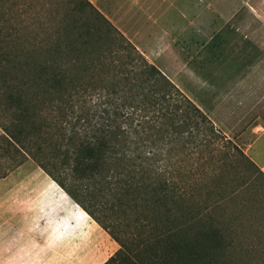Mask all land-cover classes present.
Masks as SVG:
<instances>
[{
  "label": "trees",
  "instance_id": "16d2710c",
  "mask_svg": "<svg viewBox=\"0 0 264 264\" xmlns=\"http://www.w3.org/2000/svg\"><path fill=\"white\" fill-rule=\"evenodd\" d=\"M82 2L103 22H53L41 40H22L0 22L1 139L17 156L14 169L30 158L60 182L120 245L107 264H215L229 242L205 215L189 162L208 133H221ZM95 198L125 219L117 231L92 210Z\"/></svg>",
  "mask_w": 264,
  "mask_h": 264
},
{
  "label": "crops",
  "instance_id": "0c3cea01",
  "mask_svg": "<svg viewBox=\"0 0 264 264\" xmlns=\"http://www.w3.org/2000/svg\"><path fill=\"white\" fill-rule=\"evenodd\" d=\"M88 1L103 15L104 6L122 5L131 21H145L137 22L138 29L124 31L132 42L138 37L162 42L163 11L171 12L177 3ZM240 4L237 13L247 11L236 22H202L210 31L204 29L202 55L198 51L191 55L189 50L188 65L200 58L203 83L198 92L206 97L204 108L218 107L223 130L240 141L244 153L264 173V0ZM189 68L194 75V65ZM198 92L193 94L196 101ZM119 249L60 182L37 164L27 161L0 177V264H107Z\"/></svg>",
  "mask_w": 264,
  "mask_h": 264
},
{
  "label": "rangeland",
  "instance_id": "374dc122",
  "mask_svg": "<svg viewBox=\"0 0 264 264\" xmlns=\"http://www.w3.org/2000/svg\"><path fill=\"white\" fill-rule=\"evenodd\" d=\"M240 2L241 0H177L171 12L163 11L162 42L149 41L147 37L131 41L150 63L156 65L204 111L216 131L221 133L220 137L208 133L207 141L192 150L189 162L196 173L194 182L196 179L200 181L195 194L198 193L197 198L204 200L208 207L205 215L219 225L229 242L216 256L215 264H264V173L249 162L240 141L223 130L218 122V107L204 108L202 102L206 97L200 89L198 92V87L201 88L203 83L202 63L201 66L197 64V59H200L198 53L195 64L193 60L189 64L191 69L194 65V75L188 65L189 50L191 55L194 51L202 55L203 32L204 29L210 31V28L202 26V22H236L247 11L242 9L237 13L241 7ZM81 6L84 10L79 9ZM121 6L117 9H113L111 5L104 6L103 13L111 18V23L122 34L130 29H138L137 22L145 24V21L138 19L131 21ZM166 6L169 4L164 7ZM88 11L89 7L82 0H1L0 22H11L20 31L17 36L22 40H41L48 36L46 31L53 27V22H67L71 17L80 22H103L100 17L91 15ZM243 20L248 19L244 17ZM124 36L129 40L127 35ZM197 92L200 101L194 99L193 94ZM8 147L0 137L1 176L9 174L17 164L15 152L7 150ZM27 161L35 163L30 158H26L25 162ZM198 173L204 176L201 178ZM70 182L68 184L71 186L75 184ZM93 204L92 210L97 217L107 225L112 224L115 231L119 229L116 228L119 222H125L124 218L108 216L110 214L105 210V200L95 198Z\"/></svg>",
  "mask_w": 264,
  "mask_h": 264
}]
</instances>
